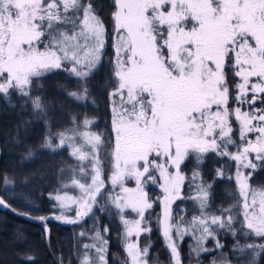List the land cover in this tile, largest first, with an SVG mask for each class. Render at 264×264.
Returning <instances> with one entry per match:
<instances>
[{"label": "snow or ice", "instance_id": "6c2138e0", "mask_svg": "<svg viewBox=\"0 0 264 264\" xmlns=\"http://www.w3.org/2000/svg\"><path fill=\"white\" fill-rule=\"evenodd\" d=\"M112 9V171L105 195L123 225L127 259L122 264H149V248L139 244L151 231L144 227L154 203L149 185L163 192L160 223L174 264L181 261L172 232L182 239L190 229L200 233L197 253L224 248L217 229L236 237L235 262L214 259L212 264H257L264 258V188L252 191L249 181L257 169L264 170V0H112ZM108 41L93 0H0V96L16 94L21 107L30 105L47 129L42 147L53 153L67 149L77 161L70 171L90 178L70 177L79 197H53L61 209L77 206L76 219L55 217L67 223L87 216L107 187L99 157L104 138L93 130L96 120L86 109L95 103L90 78ZM54 70L75 78L74 89L58 87L80 105L61 127L52 123L50 102L37 91L44 87L41 78ZM60 107L63 111L64 104ZM209 153L236 162L239 229L231 207L219 215L207 212L215 180L232 179L223 167L210 180L203 177L199 166ZM32 155L29 151L25 158ZM188 161L195 162L189 181L195 194L185 196ZM0 179L8 183L7 177ZM178 199L193 200L199 210L183 228L171 222V205ZM0 206L10 205L0 198ZM108 231H94L92 243L82 245L79 264H109ZM238 231L251 242L241 243ZM209 238L215 241L212 249L204 246Z\"/></svg>", "mask_w": 264, "mask_h": 264}, {"label": "trees", "instance_id": "16d2710c", "mask_svg": "<svg viewBox=\"0 0 264 264\" xmlns=\"http://www.w3.org/2000/svg\"><path fill=\"white\" fill-rule=\"evenodd\" d=\"M100 2L97 12L106 29L111 31L112 0ZM104 64L103 61L90 78L95 103H90L86 110L95 117L93 128L100 130L98 133L104 138L100 152L106 155L110 151L111 137L109 92L112 70ZM40 83L44 87L37 91L50 102V113H54L51 116L52 123L56 127L67 125L70 114L79 110L80 105L70 101L58 84L74 89L75 78L67 72L56 70L41 78ZM62 103L63 111L60 107ZM46 133L43 121L35 118L30 105L21 107L20 98L0 103V178L7 177L8 180L5 183L0 179V198L10 205L7 209L0 208V264H71L77 261L81 240L78 239L76 226H60L49 219L50 213L46 210L47 198L57 192L56 188L61 183V170L68 167L63 150L53 153L42 147ZM29 151L33 155L25 158ZM103 178H107L106 173ZM39 217L46 219L41 220ZM98 227L109 229L106 234L109 240L108 256L113 264H117V261L119 264L123 250L116 222L103 211V215L99 216ZM149 239V259L160 263L165 252L155 232L150 234ZM28 255L34 260L22 259ZM182 258L183 264L190 259L185 255ZM263 260H258L257 264H263Z\"/></svg>", "mask_w": 264, "mask_h": 264}, {"label": "rangeland", "instance_id": "374dc122", "mask_svg": "<svg viewBox=\"0 0 264 264\" xmlns=\"http://www.w3.org/2000/svg\"><path fill=\"white\" fill-rule=\"evenodd\" d=\"M101 0H93L94 5L97 7ZM109 34V41L108 44L105 47V57L103 59L105 67H109L112 70V64L111 59L113 56V50L111 48V35H112V25H111V31H108ZM102 61V62H103ZM56 71V70H54ZM112 72V71H111ZM19 97L16 94H13L9 99L4 98L3 96H0V103L11 101V100H17ZM231 102V101H230ZM259 103V102H258ZM233 105V102L230 103V106ZM247 108V105L244 106ZM112 115V114H111ZM66 126V125H64ZM109 129L111 132V122L109 124ZM94 131L99 132L100 130H97L93 128ZM112 136V133H111ZM110 143V142H109ZM64 151L66 159H68V167L66 166L61 170L62 172V180H60L59 187L56 188L57 192L54 193L52 196H49L47 199V207L46 210L50 213L49 219L58 222L60 226H76V229L78 230L77 236L78 239L81 240L80 248H79V255L83 251L82 245L85 243H92V240L90 237L94 235V231L96 229H99L98 223H99V216L103 215V211L100 209H105L107 216H110V218L116 222L118 227V234L120 237V241L122 244V252L123 257L120 259L119 264H122V261H126L127 256L124 251V244L122 240V234H123V225L121 221L119 220V217L116 215V209L113 208L110 204L107 203V196L105 195L109 189L111 188V185L108 183V177L111 174L112 167H111V143H110V151L108 154L103 155L101 152H99L100 160L102 161V167H103V175L104 173L107 174V178L105 179V183L107 187L101 192V194L97 197V203L93 206L92 211L87 215L79 219L78 223H67L63 220H57L55 219L56 216H59L63 214L68 219H76V211L77 206L75 204H69V206L65 209H61L59 207L58 202L53 198L56 195H65L68 196H75L79 197L81 195L80 190L72 186L70 183V177L72 175H75L77 178L82 179V182H90V178L88 177H81L78 172L72 173L70 169H73L77 166V161H75L72 157L69 156L67 149H62ZM236 149L234 147L230 146V151H235ZM101 151V150H100ZM259 163V162H257ZM195 167L194 161H188L186 162V166H183V172L186 175L187 179L184 184L183 193L185 196H188L189 194H195V185L190 184L189 181L192 177V169ZM201 173L203 177L206 180H210L215 172V169L218 167H223L225 169V176H231L232 179L229 180L227 178L224 179H216L215 183L213 185V195L210 202V207L207 209V212L209 214L219 215L221 210L224 208H232V212L235 215L237 223L233 226L237 229H239V221L243 219L242 215V204H237L238 200H241L242 198L239 197L236 181H235V173H236V162L228 159L227 157L221 158L216 156L213 153H209L207 157L205 158L203 164L200 166ZM246 174L248 172H252V169H244L243 170ZM260 172V173H259ZM259 173V174H258ZM129 186H134L131 181L128 182ZM65 184H68V187H65ZM250 187L252 191L259 190L261 188H264V170L257 169L255 172H253L252 178L249 181ZM149 191V197L154 202L153 207L146 211L145 213V222L144 227L150 228V232L143 233L139 238V244L140 247H148L150 250L151 244L148 242L149 236L151 233L155 232V237L159 239L161 248L164 250V254H162L160 263L161 264H174L170 249L167 247V241L164 238L162 234V226L160 221L163 220V204L160 202L163 197V192L157 185H149L148 187ZM8 203V202H7ZM37 206V205H36ZM5 208V207H4ZM38 208V207H37ZM7 209V208H5ZM193 215H199V210L196 208L195 203L191 199H183V200H176L171 205V216H172V224L173 225H181V227L188 226L190 224V221L192 220ZM130 218H135V214H130ZM102 229V228H101ZM244 231H247L246 229ZM218 236L217 239L220 240L222 244H224L223 249H217L213 252H200L197 253L194 251V249L197 246V239L200 235V233L197 231L195 232V235H193V230H189V232L185 235H183V238L181 239L179 235L173 230L172 236L177 244L178 251L180 253V261L182 263V256L185 255V257H189L190 259L185 260L186 264H212L213 260L220 261L222 259L227 260H235L237 259V256L233 253V245L235 242L236 237H233L230 233H228L224 229H217ZM84 233V236H81L80 234ZM117 234V233H116ZM238 236L241 240V243H243L245 240H248V242H251V240L248 239L246 236H240L238 231ZM132 239H135L133 237ZM252 239H256L259 243L260 241L253 237ZM215 241L209 238L206 243L205 247L207 248H214ZM155 254H157L156 251H154ZM221 253L224 255L221 256ZM182 254V255H181ZM72 259H74V253L71 254ZM77 255V254H76ZM95 254L93 253V256ZM154 257V256H153ZM148 260L149 264H160L156 262L155 260L149 259V253H148ZM74 261V260H73ZM109 264H113L112 259H109ZM264 261V260H263ZM71 262V261H70ZM189 262V263H188ZM264 264V262H262ZM70 264V263H69ZM71 264H79V259L77 258V261L71 262ZM118 264V261H117Z\"/></svg>", "mask_w": 264, "mask_h": 264}, {"label": "water", "instance_id": "95a60500", "mask_svg": "<svg viewBox=\"0 0 264 264\" xmlns=\"http://www.w3.org/2000/svg\"><path fill=\"white\" fill-rule=\"evenodd\" d=\"M0 208H4L3 206H0Z\"/></svg>", "mask_w": 264, "mask_h": 264}]
</instances>
